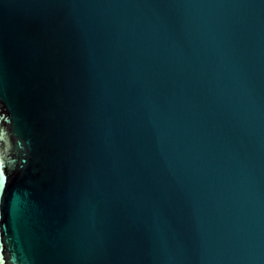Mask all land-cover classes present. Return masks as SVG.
I'll use <instances>...</instances> for the list:
<instances>
[{"label":"water","instance_id":"water-1","mask_svg":"<svg viewBox=\"0 0 264 264\" xmlns=\"http://www.w3.org/2000/svg\"><path fill=\"white\" fill-rule=\"evenodd\" d=\"M0 165V264H264V0H0Z\"/></svg>","mask_w":264,"mask_h":264},{"label":"clouds","instance_id":"clouds-1","mask_svg":"<svg viewBox=\"0 0 264 264\" xmlns=\"http://www.w3.org/2000/svg\"><path fill=\"white\" fill-rule=\"evenodd\" d=\"M3 166L0 165V172H2ZM14 171V170H13ZM8 186V177L4 176L3 178V185L0 186V201H2L5 191L7 190Z\"/></svg>","mask_w":264,"mask_h":264}]
</instances>
